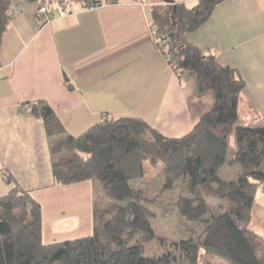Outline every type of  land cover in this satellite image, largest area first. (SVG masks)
Returning a JSON list of instances; mask_svg holds the SVG:
<instances>
[{
	"label": "trees",
	"instance_id": "16d2710c",
	"mask_svg": "<svg viewBox=\"0 0 264 264\" xmlns=\"http://www.w3.org/2000/svg\"><path fill=\"white\" fill-rule=\"evenodd\" d=\"M80 1L100 7L122 0ZM224 1L198 0L194 7L174 2L154 9L155 40L172 70L193 73L198 93L215 97L213 109L190 134L168 138L140 118L106 117L73 136L47 103L23 105L45 126L55 184L98 181L116 203L102 209L94 202L92 235L44 244L41 204L0 167V176L10 186L0 198V264H264V217L253 211L257 193L264 189V118L262 127L242 125L244 81L185 38ZM14 17L12 1L0 0V50ZM232 135L236 153L230 158ZM158 166L161 195L153 197L134 187L148 178L149 168ZM234 166L238 175L225 180L221 173ZM174 191L180 192L174 204L178 216L202 232L197 236L190 231L171 244L161 240L157 253L147 257L159 219L152 207Z\"/></svg>",
	"mask_w": 264,
	"mask_h": 264
},
{
	"label": "crops",
	"instance_id": "0c3cea01",
	"mask_svg": "<svg viewBox=\"0 0 264 264\" xmlns=\"http://www.w3.org/2000/svg\"><path fill=\"white\" fill-rule=\"evenodd\" d=\"M11 1L15 17L0 50V167L41 204L44 244L88 237L96 185L55 184L45 126L23 105L47 103L73 136L106 117H137L178 139L213 109L215 97L198 93L193 73H175L157 46L154 9L169 5L161 0L100 7L80 0ZM172 1L187 7L198 2ZM43 5L53 8L49 21L38 16ZM59 5L67 6L66 12H59ZM185 38L238 73L245 83L242 125H262L264 0H226ZM9 191L0 176V198ZM253 211L264 217L259 202Z\"/></svg>",
	"mask_w": 264,
	"mask_h": 264
},
{
	"label": "rangeland",
	"instance_id": "374dc122",
	"mask_svg": "<svg viewBox=\"0 0 264 264\" xmlns=\"http://www.w3.org/2000/svg\"><path fill=\"white\" fill-rule=\"evenodd\" d=\"M161 42V39L158 40ZM169 47L166 45V50ZM243 125H247L243 123ZM263 124H252L251 127H262ZM236 140L235 136L232 135L230 137V158H233L236 153ZM239 173V167L234 166L223 170L222 177L225 180H231L233 177H236ZM96 182L95 189V198L94 201L96 206L99 208L105 209L116 203L114 200L106 197L102 185ZM163 184V176L161 167H152L149 168L148 178L143 183H137L134 185L136 188L144 189L147 193H150L154 196L161 195V187ZM264 189H259L257 193L256 201L260 203L262 207H264ZM180 196L179 191H174L172 193H167L164 196L160 197V203L158 202L155 207L152 209L156 210L159 214V219L154 222V230L156 233L155 240L151 241L147 245L146 256L152 257L157 253V250L161 248V240H166L168 244L173 242H179L184 239L186 233L190 231H194L197 233V236L202 232V227L193 225L183 221L177 214L175 209V199ZM93 234V232H92ZM91 234V235H92Z\"/></svg>",
	"mask_w": 264,
	"mask_h": 264
},
{
	"label": "built area",
	"instance_id": "2783aa9c",
	"mask_svg": "<svg viewBox=\"0 0 264 264\" xmlns=\"http://www.w3.org/2000/svg\"><path fill=\"white\" fill-rule=\"evenodd\" d=\"M67 6L64 5H59L58 6V11L63 13L66 12ZM38 16L42 17L46 20H51L52 18H54L53 15V8L51 7V5H43L38 9Z\"/></svg>",
	"mask_w": 264,
	"mask_h": 264
},
{
	"label": "water",
	"instance_id": "95a60500",
	"mask_svg": "<svg viewBox=\"0 0 264 264\" xmlns=\"http://www.w3.org/2000/svg\"><path fill=\"white\" fill-rule=\"evenodd\" d=\"M133 1H142V0H133ZM165 4H173L172 0H161ZM174 34H171L170 37L172 38Z\"/></svg>",
	"mask_w": 264,
	"mask_h": 264
}]
</instances>
